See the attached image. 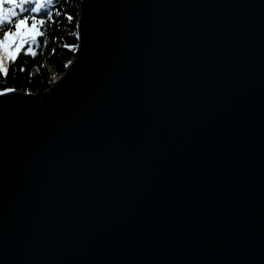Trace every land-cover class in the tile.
I'll use <instances>...</instances> for the list:
<instances>
[{"label": "water", "instance_id": "water-1", "mask_svg": "<svg viewBox=\"0 0 264 264\" xmlns=\"http://www.w3.org/2000/svg\"><path fill=\"white\" fill-rule=\"evenodd\" d=\"M75 36L0 97V264H264V0H78Z\"/></svg>", "mask_w": 264, "mask_h": 264}, {"label": "trees", "instance_id": "trees-1", "mask_svg": "<svg viewBox=\"0 0 264 264\" xmlns=\"http://www.w3.org/2000/svg\"><path fill=\"white\" fill-rule=\"evenodd\" d=\"M9 5H5L8 7ZM78 0H54L53 22L46 36L48 44L43 45L44 37H38L41 41V48L35 49L36 55H24V50L18 55L17 60L6 62L9 66V76L0 75V91L5 87L14 88L20 91H28L36 96L45 90L50 82L52 74L62 71L64 64L71 57L72 49L76 44L75 19L77 15ZM60 15L56 16L55 13ZM68 17L72 19L69 20ZM11 27V26H9ZM4 29H7L5 27ZM0 30V33L4 30ZM43 30V29H41ZM25 45V50H26ZM53 49L55 51L53 52ZM23 67L24 71L19 69Z\"/></svg>", "mask_w": 264, "mask_h": 264}, {"label": "snow or ice", "instance_id": "snow-or-ice-1", "mask_svg": "<svg viewBox=\"0 0 264 264\" xmlns=\"http://www.w3.org/2000/svg\"><path fill=\"white\" fill-rule=\"evenodd\" d=\"M53 3L54 0H0V30L8 28L0 37V75L9 76V66H6V62L14 63L22 50L26 56H35L37 53L34 48H41L38 37H44L43 45L47 46L49 41L46 33L51 27L49 22L55 23ZM55 15L59 16L60 13L57 12ZM26 44L28 46L25 50ZM19 70L24 71V68L21 67ZM15 91L14 88L5 87L0 91V97Z\"/></svg>", "mask_w": 264, "mask_h": 264}, {"label": "rangeland", "instance_id": "rangeland-1", "mask_svg": "<svg viewBox=\"0 0 264 264\" xmlns=\"http://www.w3.org/2000/svg\"><path fill=\"white\" fill-rule=\"evenodd\" d=\"M22 18V17H21ZM29 24H31V21L29 20ZM6 30H8V28L7 29H4L3 31H6ZM3 31L0 33V37H2V34H3ZM27 47V46H26Z\"/></svg>", "mask_w": 264, "mask_h": 264}]
</instances>
